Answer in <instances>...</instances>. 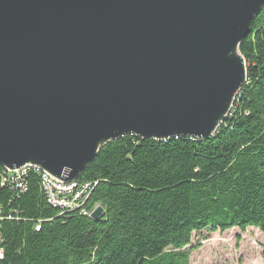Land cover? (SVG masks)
I'll use <instances>...</instances> for the list:
<instances>
[{
	"label": "water",
	"instance_id": "95a60500",
	"mask_svg": "<svg viewBox=\"0 0 264 264\" xmlns=\"http://www.w3.org/2000/svg\"><path fill=\"white\" fill-rule=\"evenodd\" d=\"M263 6L0 0V165L68 183L127 134L214 135L247 83L240 45Z\"/></svg>",
	"mask_w": 264,
	"mask_h": 264
},
{
	"label": "trees",
	"instance_id": "16d2710c",
	"mask_svg": "<svg viewBox=\"0 0 264 264\" xmlns=\"http://www.w3.org/2000/svg\"><path fill=\"white\" fill-rule=\"evenodd\" d=\"M240 51L248 80L214 135L108 142L76 180L94 184L80 208L49 203L42 171L19 187L0 165V264H189L193 232H264V6Z\"/></svg>",
	"mask_w": 264,
	"mask_h": 264
},
{
	"label": "rangeland",
	"instance_id": "374dc122",
	"mask_svg": "<svg viewBox=\"0 0 264 264\" xmlns=\"http://www.w3.org/2000/svg\"><path fill=\"white\" fill-rule=\"evenodd\" d=\"M177 250L188 252L189 264H264V232L251 226L245 231L234 227L224 232H193L191 243Z\"/></svg>",
	"mask_w": 264,
	"mask_h": 264
},
{
	"label": "built area",
	"instance_id": "2783aa9c",
	"mask_svg": "<svg viewBox=\"0 0 264 264\" xmlns=\"http://www.w3.org/2000/svg\"><path fill=\"white\" fill-rule=\"evenodd\" d=\"M28 168L42 171V186L44 193L45 195L53 196L54 199L61 200V207L59 208L73 209L82 207L85 203V195L89 194L94 185L92 183H82L81 186H74L73 181L68 183L60 181L36 166H26L20 170L12 171L11 175H8V178H12V183L22 187L24 180H19V173H21V171H27ZM97 206L98 205H95L93 210ZM83 212L87 211L83 210Z\"/></svg>",
	"mask_w": 264,
	"mask_h": 264
},
{
	"label": "bare ground",
	"instance_id": "6f19581e",
	"mask_svg": "<svg viewBox=\"0 0 264 264\" xmlns=\"http://www.w3.org/2000/svg\"><path fill=\"white\" fill-rule=\"evenodd\" d=\"M28 170V169H27ZM38 170V169H36ZM27 171H21V173H19V180H24V174L26 173ZM12 173V172H10ZM8 181L9 182H12V178H8ZM82 183L80 182H77L76 180L73 181V185L74 186H81ZM47 199L49 200V203H52L53 205L57 206V207H61V200H57V199H54L53 196L51 195H46ZM87 208V207H85ZM92 211V210H91ZM90 212V211H89Z\"/></svg>",
	"mask_w": 264,
	"mask_h": 264
}]
</instances>
